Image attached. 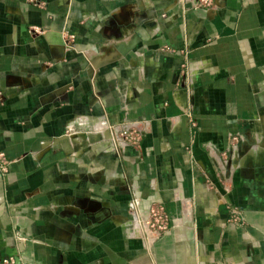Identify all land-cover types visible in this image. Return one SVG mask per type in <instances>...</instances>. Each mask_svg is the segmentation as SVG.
Masks as SVG:
<instances>
[{
  "label": "crops",
  "instance_id": "obj_1",
  "mask_svg": "<svg viewBox=\"0 0 264 264\" xmlns=\"http://www.w3.org/2000/svg\"><path fill=\"white\" fill-rule=\"evenodd\" d=\"M165 44H190L189 78ZM125 114L146 129L138 151L90 141ZM0 152V258L264 264V0H0ZM133 189L172 220L151 247L127 218Z\"/></svg>",
  "mask_w": 264,
  "mask_h": 264
},
{
  "label": "built area",
  "instance_id": "obj_2",
  "mask_svg": "<svg viewBox=\"0 0 264 264\" xmlns=\"http://www.w3.org/2000/svg\"><path fill=\"white\" fill-rule=\"evenodd\" d=\"M188 7L193 9L203 8L211 10L216 3V0H182ZM33 33H43V30L34 26L31 28ZM73 36H71L72 38ZM65 38L61 36L60 41L63 42ZM211 41V38H208ZM66 42V40H65ZM68 48L75 49L76 44L73 41H67ZM161 52H169L173 54H180L182 56L181 69L185 75L190 76L191 67V46L177 47L165 44L161 48ZM193 125H197L193 121ZM80 127L74 123L70 124L67 128V134H80ZM145 127L141 125L140 120L131 118L128 114L123 116L119 122H111L107 119H101L93 125L85 127L88 133L102 134V141L108 143V150L123 153L127 149H134L138 151L143 142L145 135ZM84 133V132H83ZM230 148H237L238 145L244 140L243 134H235L230 136ZM206 149L209 151L214 148L210 144H205ZM219 155V156H218ZM217 158L224 159L223 154H216ZM11 160L5 152H0V175L7 174L9 171ZM128 216L129 222L133 223L138 228V231L145 242L147 247H151L153 243L162 235L167 234L171 229V217L167 207L162 202H153L145 211L142 206V198L136 190H132V196L128 203ZM231 218L230 224L232 226H241L243 224V213L236 206L230 208ZM0 264H25L18 262L14 256H5L0 258Z\"/></svg>",
  "mask_w": 264,
  "mask_h": 264
},
{
  "label": "water",
  "instance_id": "obj_3",
  "mask_svg": "<svg viewBox=\"0 0 264 264\" xmlns=\"http://www.w3.org/2000/svg\"><path fill=\"white\" fill-rule=\"evenodd\" d=\"M119 51L122 54H127L130 50L133 49V46H130L129 48H126L125 46L121 45L118 47ZM90 141L94 142V141H98L102 139V134L100 133H93L89 135Z\"/></svg>",
  "mask_w": 264,
  "mask_h": 264
}]
</instances>
